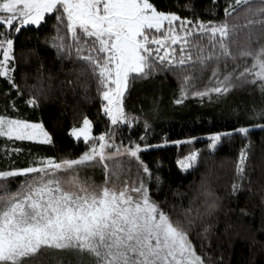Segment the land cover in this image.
<instances>
[{
  "label": "snow or ice",
  "instance_id": "6c2138e0",
  "mask_svg": "<svg viewBox=\"0 0 264 264\" xmlns=\"http://www.w3.org/2000/svg\"><path fill=\"white\" fill-rule=\"evenodd\" d=\"M184 9H194L192 0ZM53 17L55 34L45 43L61 63L80 64L92 76L112 127L92 135L93 122L85 115L81 125L70 130L85 144L78 156L35 157L25 167L0 170V264H225L223 245L213 246L211 240L227 237L234 225L225 219L223 232L215 231L221 223L220 197L202 182L178 213L177 205L166 197L154 198L164 181L141 158L143 151L169 143L192 144L197 137L152 145L141 136L143 144L131 139L125 144L117 142L118 130L121 125L132 128L139 120L126 111L133 83L160 73L176 78V105L190 96L201 103L205 98L210 103L223 101L237 89L259 91L264 102V0H229L222 20L159 10L153 0H0V77L7 79L17 96L23 95V88L15 75V41L22 30L31 26L39 30ZM29 55L37 58L41 75L33 85L27 84V75L23 77L24 87L32 90L25 103L36 108L51 83L44 85V63L37 49L22 53L25 59ZM87 92L85 86L86 98ZM245 115L264 120V107L253 105ZM144 125L149 127L147 119ZM251 128L264 130V123L211 134L210 154L222 137L238 133L247 138ZM0 137L54 144L42 122L7 114H0ZM250 150L249 140L235 165L232 195L249 179ZM200 154V149H193L178 159L181 171H194ZM132 162L137 165V179L129 181ZM97 168L101 183L81 175ZM13 179H19L14 190ZM173 195L185 194L174 190ZM247 215L240 208L237 219ZM193 235L201 241L199 246Z\"/></svg>",
  "mask_w": 264,
  "mask_h": 264
},
{
  "label": "trees",
  "instance_id": "16d2710c",
  "mask_svg": "<svg viewBox=\"0 0 264 264\" xmlns=\"http://www.w3.org/2000/svg\"><path fill=\"white\" fill-rule=\"evenodd\" d=\"M153 2L159 10L177 11L182 16L222 20L223 9L229 0H192L194 9L191 11L184 9L189 0ZM55 23L53 17L43 23L39 30H36L35 26L22 30L15 41L18 64L15 75L17 83L23 88L22 96H17L7 79L0 77V114L42 122L52 135L54 144L9 141L0 137V170L25 167L35 157L78 156L85 150V144L82 139L79 141L74 139L69 130L81 125L85 115L92 120V131L95 135L112 127L103 114L102 101L96 92V82L92 76L80 64L69 61L61 63L56 58L55 50L45 43L55 34ZM34 48L44 63L42 74L45 87L51 83V88L46 96L40 97V106L36 108L25 103L32 90L24 87L23 77L27 75L28 85L36 84L37 77L41 75L39 62L35 56L29 55L27 59L22 56V53H28ZM229 65L231 66V61ZM49 74L53 76L51 81L47 79ZM85 86L88 89L87 98ZM178 95V82L171 73H160L150 80L134 82L125 104L126 111L138 116L139 120L132 128L121 125L117 142L122 140L127 144L131 139L143 144L145 141H140V137L145 136L147 143L157 145L162 144L165 139L183 141L197 137L192 144L177 146L169 143L164 147L141 152V158L152 172L158 174L164 181L159 194L154 195V198L162 201L166 197L170 203L177 205L176 211L179 213L181 204L186 207L189 198L203 182L220 197L221 208L217 216L221 223L216 225L215 231L223 232L222 221L225 219L230 218L234 222L233 229L227 237L220 241H217L215 236L211 237L213 246L218 243L223 245L225 264H257L264 261V204L261 203V196H264V130L251 128L247 138L238 133L224 136L214 154L209 152L208 139L200 138L237 126L264 122L259 119L250 120L245 115V111H250L253 105L257 108L264 107L259 91L237 89L226 100L211 103L206 98L201 103L190 96L183 104L176 105L173 101ZM13 102L15 109L12 107ZM145 119L149 125L147 129L144 125ZM249 140L251 141L247 165L249 179L242 182L238 194L232 195L231 187L236 181L235 165L241 149ZM14 147L22 151L18 154L11 152ZM193 149L201 150L198 167L194 171L182 172L176 160L183 158ZM18 183L19 179H13L10 181V187L14 190ZM151 188L152 192L156 193L154 181ZM174 190H179L185 195H173ZM240 208L246 209L248 215L237 219ZM193 242L197 246L201 243L195 235Z\"/></svg>",
  "mask_w": 264,
  "mask_h": 264
},
{
  "label": "rangeland",
  "instance_id": "374dc122",
  "mask_svg": "<svg viewBox=\"0 0 264 264\" xmlns=\"http://www.w3.org/2000/svg\"><path fill=\"white\" fill-rule=\"evenodd\" d=\"M0 58H2V54H0ZM104 103H106V102H104ZM32 122H34V121H32ZM259 123H264V122H259ZM255 124H257V123H255ZM252 125V124H251ZM80 126V125H79ZM79 126H77V127H79ZM245 126H249V125H245ZM238 127H240V126H237V127H235L234 129H236V128H238ZM72 129V128H71ZM70 129V130H71ZM234 129H231V130H228V131H219V133H226V132H232ZM70 130H69V133H70ZM214 133H217V132H214ZM211 134H213V133H210V134H207V135H203L202 137H200V138H207L208 139V137L211 135ZM71 135V134H70ZM92 135H95L94 133H93V131H92ZM72 136V135H71ZM96 136H98V135H96ZM82 139V138H81ZM208 142L210 143V140L208 139ZM179 159H181V158H179ZM178 160V159H177ZM177 160H176V163H177ZM178 165V164H177ZM124 166H125V171L127 170V168H128V163H127V161H125L124 162ZM130 167H131V171H130V174H128L127 175V179H129V181H131V180H136L137 179V165L135 164V162H132L131 163V165H130ZM179 167V166H178ZM180 168V167H179ZM82 176H86V177H91V179L92 180H94L96 183H101L102 182V179H103V177H102V173H101V170L99 169V168H97V169H95V170H87L86 172H83L82 174H81Z\"/></svg>",
  "mask_w": 264,
  "mask_h": 264
}]
</instances>
